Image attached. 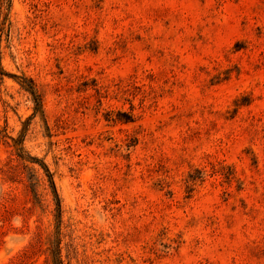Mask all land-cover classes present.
<instances>
[{"label":"rangeland","instance_id":"obj_1","mask_svg":"<svg viewBox=\"0 0 264 264\" xmlns=\"http://www.w3.org/2000/svg\"><path fill=\"white\" fill-rule=\"evenodd\" d=\"M56 259L264 264V0H0V264Z\"/></svg>","mask_w":264,"mask_h":264},{"label":"trees","instance_id":"obj_2","mask_svg":"<svg viewBox=\"0 0 264 264\" xmlns=\"http://www.w3.org/2000/svg\"><path fill=\"white\" fill-rule=\"evenodd\" d=\"M28 85H26V89L33 95V98H34V101L36 103V109L38 110L39 107H40V104H41V101H40V97L39 95L36 93V90L32 84V82L30 81V83H27ZM35 161H39V159L37 158H33ZM46 167V165H44ZM53 182V181H52ZM55 188V187H54ZM56 264H59V260L56 259Z\"/></svg>","mask_w":264,"mask_h":264}]
</instances>
